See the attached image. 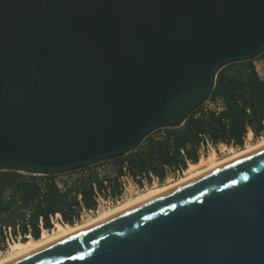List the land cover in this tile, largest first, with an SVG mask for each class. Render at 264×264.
<instances>
[{
    "label": "water",
    "instance_id": "water-1",
    "mask_svg": "<svg viewBox=\"0 0 264 264\" xmlns=\"http://www.w3.org/2000/svg\"><path fill=\"white\" fill-rule=\"evenodd\" d=\"M264 52V0H0V171L123 156ZM2 264H264V147Z\"/></svg>",
    "mask_w": 264,
    "mask_h": 264
},
{
    "label": "trees",
    "instance_id": "trees-1",
    "mask_svg": "<svg viewBox=\"0 0 264 264\" xmlns=\"http://www.w3.org/2000/svg\"><path fill=\"white\" fill-rule=\"evenodd\" d=\"M263 57L264 52L222 67L207 100L220 99L224 107L206 110L202 108L205 100L182 124L153 131L133 151L110 159L114 177L101 176L96 170L104 161L67 172L79 175L63 181L62 174L0 171V251L8 244L9 228L14 239L27 240L52 229L56 213L65 223L76 224L83 210L97 208V192L121 193L119 178L126 172L139 182L142 178L151 182L155 176L162 183L170 172L182 173L190 162L197 163L208 143L242 148L249 132L256 138L263 136L264 78L256 65Z\"/></svg>",
    "mask_w": 264,
    "mask_h": 264
},
{
    "label": "bare ground",
    "instance_id": "bare-ground-1",
    "mask_svg": "<svg viewBox=\"0 0 264 264\" xmlns=\"http://www.w3.org/2000/svg\"><path fill=\"white\" fill-rule=\"evenodd\" d=\"M252 132L249 133L251 135ZM250 138V137H249ZM264 147V136L259 138L258 141L254 143H250L246 145L244 148L239 150L232 151L231 154L223 157L218 158L217 154L213 152L210 156H208L206 159H201L197 163H191L189 167L186 169L185 174L173 181H170L169 183L163 184V185H154L148 188L145 191L140 192L136 196L130 197L123 202H118L115 206H112L108 209L101 210L97 215L94 217H91L83 222L76 223V224H68V223H61L56 222L55 226L48 230L44 229L41 236L39 238H33V239H27V240H16L10 244V248L6 255L0 258V264L9 261L13 258H16L20 255H23L25 253H28L32 250H35L37 248H40L42 246H45L47 244H50L54 241H57L73 232H76L87 225H90L104 217H107L109 215H112L114 213H117L119 211H122L124 209H127L143 200H146L148 198H151L155 195H158L162 192H165L169 189H172L198 175H201L219 165H222L230 160L236 159L238 157H241L243 155H246L248 153H251L253 151H256L260 148Z\"/></svg>",
    "mask_w": 264,
    "mask_h": 264
},
{
    "label": "rangeland",
    "instance_id": "rangeland-1",
    "mask_svg": "<svg viewBox=\"0 0 264 264\" xmlns=\"http://www.w3.org/2000/svg\"><path fill=\"white\" fill-rule=\"evenodd\" d=\"M256 65H257V68H258V71H259L261 77L264 78V57L261 58V59H259V60H256ZM249 133H248V135L246 137V140H245V146L248 145V144H250V143H254V142L258 141L259 138H261V137L264 136L263 135V136H261L259 138H256L253 132H252L251 135H249ZM154 134L158 136V135H160L162 133L161 132H155ZM244 147H242V148H244ZM242 148H239V147H236V146H228L226 144H221L218 147H215L213 145H210V146L202 149V151L200 153V155H201L200 156V160L201 159H206L213 152H215L217 154V157L218 158H223V157L231 154L232 151H233V149L234 150H239V149H242ZM191 163L192 162H190L189 165ZM96 170L101 174V176H107V177H114L115 176V173H116L114 163L110 159L105 160L103 164H100L99 166H97L96 167ZM185 172H186V170H184L182 173H171L170 172L168 174L167 178L165 179V181L162 182V183L159 181L158 178H155L151 182L144 181V183L143 184H140L139 187L135 186L133 184V182H131V184H129V182L127 180H125V181L123 180L122 182L125 183V184H123V187L125 185V187L127 189L125 190V192H124V194H123L122 197H120L118 200H115V202L114 203H111L110 205H108V204L101 205V207H99L98 210H94V211H84V212H82L81 217H80V220L77 223L83 222V221H85V220H87V219H89L91 217H94L101 210L108 209V208H110V207L115 206L116 204H118V202L120 203V202H123L124 200H126V199H128L130 197L136 196L137 194H139L142 191L147 190L151 186H154V185H163V184L169 183L170 181L176 180V179L182 177L185 174ZM78 175H79V173H77V172L76 173H73V174H66L65 173V174L60 175L59 176V179L61 181H63V180L71 179V178H73L75 176H78ZM56 222L63 223L60 220H58V221L56 220L55 223ZM28 239H33V236H29ZM16 240H18V239H16ZM16 240H14V241H16ZM14 241L11 240L10 243L7 244L6 248L0 251V258L3 257L4 255H6V253L8 252V250L10 248V244L12 242H14Z\"/></svg>",
    "mask_w": 264,
    "mask_h": 264
},
{
    "label": "built area",
    "instance_id": "built-area-1",
    "mask_svg": "<svg viewBox=\"0 0 264 264\" xmlns=\"http://www.w3.org/2000/svg\"><path fill=\"white\" fill-rule=\"evenodd\" d=\"M224 107V105H223V102L220 100V99H218V100H206L205 101V103L202 105V108H204V109H215V110H221L222 108ZM210 145H212V144H210V143H208V146H210ZM221 145V144H220ZM155 178H157V177H155V176H153V179H152V181L155 179ZM125 181V180H127L128 182H129V184H131V182H133V184L135 185V186H137V187H139V185L140 184H143L144 183V181H147V182H149L148 181V179L147 178H142V182H139L136 178H134L132 175H130L129 173H124L122 176H120V178H119V182H120V190H121V193L120 194H118V195H116V196H113L111 193H110V191H109V189L107 190V191H104V192H102V193H100V192H97V195H96V199H97V201H98V206H97V208L96 209H90V210H87V209H85V210H83V212L84 211H94V210H98L99 209V207H101V205H106V204H108V205H110L111 203H114L115 202V200H118L120 197H122L123 196V194H124V192H125V190L127 189L126 187H125V185H124V187H123V184H125L124 182H122V181ZM132 180V181H131ZM124 188V189H123ZM82 214V213H81ZM52 219H53V221H54V223H55V221L57 220H60V221H62L63 223H65L64 221H63V219H62V215H61V213H56L54 216H52ZM10 228H9V235H8V237H7V243H10V241L11 240H16V239H14L13 238V236L11 235V233H10ZM21 239V236H19V238H18V240H20Z\"/></svg>",
    "mask_w": 264,
    "mask_h": 264
}]
</instances>
